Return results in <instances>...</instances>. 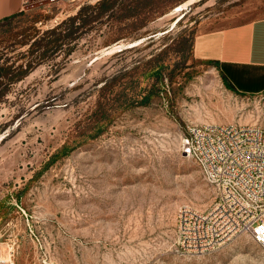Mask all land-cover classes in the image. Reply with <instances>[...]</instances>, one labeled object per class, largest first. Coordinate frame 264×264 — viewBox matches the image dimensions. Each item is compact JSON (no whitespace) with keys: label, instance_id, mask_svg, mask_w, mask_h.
<instances>
[{"label":"rangeland","instance_id":"1","mask_svg":"<svg viewBox=\"0 0 264 264\" xmlns=\"http://www.w3.org/2000/svg\"><path fill=\"white\" fill-rule=\"evenodd\" d=\"M111 1H37L0 21L3 254L13 244L16 264H264L249 233L198 254L175 240L178 207L216 196L181 151L188 124H264V91L230 88L195 42L264 18V0Z\"/></svg>","mask_w":264,"mask_h":264},{"label":"built area","instance_id":"2","mask_svg":"<svg viewBox=\"0 0 264 264\" xmlns=\"http://www.w3.org/2000/svg\"><path fill=\"white\" fill-rule=\"evenodd\" d=\"M49 3L77 0H25ZM182 153L200 168L216 190L207 209L181 204L175 240L186 253L215 251L236 236L249 233L264 252V124L190 123L181 136ZM0 264H16L14 245Z\"/></svg>","mask_w":264,"mask_h":264},{"label":"crops","instance_id":"3","mask_svg":"<svg viewBox=\"0 0 264 264\" xmlns=\"http://www.w3.org/2000/svg\"><path fill=\"white\" fill-rule=\"evenodd\" d=\"M25 8V0H0V21ZM196 54L212 60L234 90L264 91V18L198 37Z\"/></svg>","mask_w":264,"mask_h":264},{"label":"trees","instance_id":"4","mask_svg":"<svg viewBox=\"0 0 264 264\" xmlns=\"http://www.w3.org/2000/svg\"><path fill=\"white\" fill-rule=\"evenodd\" d=\"M113 1H114V0H112L111 2H113ZM108 7H110V6H106V8H108ZM230 88H233V87L230 86Z\"/></svg>","mask_w":264,"mask_h":264},{"label":"bare ground","instance_id":"5","mask_svg":"<svg viewBox=\"0 0 264 264\" xmlns=\"http://www.w3.org/2000/svg\"><path fill=\"white\" fill-rule=\"evenodd\" d=\"M214 90V89H213Z\"/></svg>","mask_w":264,"mask_h":264}]
</instances>
